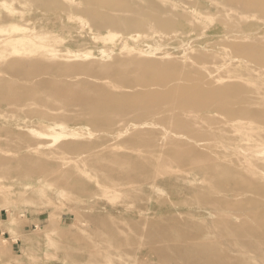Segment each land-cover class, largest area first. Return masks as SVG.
<instances>
[{
	"label": "rangeland",
	"instance_id": "rangeland-1",
	"mask_svg": "<svg viewBox=\"0 0 264 264\" xmlns=\"http://www.w3.org/2000/svg\"><path fill=\"white\" fill-rule=\"evenodd\" d=\"M262 10L0 0V264H264Z\"/></svg>",
	"mask_w": 264,
	"mask_h": 264
},
{
	"label": "bare ground",
	"instance_id": "bare-ground-1",
	"mask_svg": "<svg viewBox=\"0 0 264 264\" xmlns=\"http://www.w3.org/2000/svg\"><path fill=\"white\" fill-rule=\"evenodd\" d=\"M213 2V1H212ZM217 4H218V2H217ZM222 4V3H221ZM219 5V4H218ZM223 7H225L226 5H222ZM155 9V8H154ZM245 10V9H244ZM156 11V10H155ZM263 11V10H262ZM241 12V11H240ZM264 12V11H263ZM117 13V12H116ZM222 14V13H221ZM235 14V13H234ZM117 15V14H116ZM115 15V16H116ZM241 15H244V14H241ZM237 16V15H236ZM233 17V16H232ZM244 17V16H243ZM242 18V17H241ZM115 21V20H114ZM113 22V21H112ZM182 231V230H181ZM183 231H185V230H183ZM182 237V236H181ZM182 239H185V238H182ZM195 240V239H194ZM183 241V240H182ZM191 242H192V240H191ZM203 244V243H202ZM202 246H204V245H202ZM201 246V247H202ZM189 248H191V249H189ZM192 248H196V247H192V246H185V248H181L182 250H180L179 251V253H180V259L182 258V260L186 263V264H200L201 263V260H200V257H201V254H203L202 253V250L200 249V253L198 254L197 252V254L198 255H196L195 257H193V256H191V254H195L194 252H195V249H192ZM203 248V247H202ZM198 249V248H197ZM204 249H205V247H204ZM198 251V250H197ZM191 252H193V253H191ZM204 257V256H203ZM184 264V263H183Z\"/></svg>",
	"mask_w": 264,
	"mask_h": 264
}]
</instances>
